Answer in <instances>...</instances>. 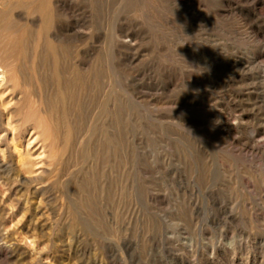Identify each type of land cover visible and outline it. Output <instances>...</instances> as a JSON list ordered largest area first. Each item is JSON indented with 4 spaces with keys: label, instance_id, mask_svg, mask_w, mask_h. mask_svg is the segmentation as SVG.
Segmentation results:
<instances>
[{
    "label": "rangeland",
    "instance_id": "374dc122",
    "mask_svg": "<svg viewBox=\"0 0 264 264\" xmlns=\"http://www.w3.org/2000/svg\"><path fill=\"white\" fill-rule=\"evenodd\" d=\"M29 1L0 0V264H264V0Z\"/></svg>",
    "mask_w": 264,
    "mask_h": 264
},
{
    "label": "bare ground",
    "instance_id": "6f19581e",
    "mask_svg": "<svg viewBox=\"0 0 264 264\" xmlns=\"http://www.w3.org/2000/svg\"><path fill=\"white\" fill-rule=\"evenodd\" d=\"M9 1H11V2H13V3H16V4H22V5H29L28 3H30L31 1H29V0H9ZM38 2H39V9L40 10H42L43 9V7H45V6H48L47 5V2H48V0H38ZM49 4V3H48ZM38 8V7H37ZM5 8H3L2 10H0V18L4 15V11L6 10V9H8V8H6L5 10H4ZM39 10V11H40ZM38 11V10H37ZM6 12H7V10H6ZM8 13H9V11H8ZM8 13H6V14H8ZM42 13V12H41ZM44 14H47V13H45L44 12ZM5 17V16H4ZM3 17V18H4ZM2 18V19H3ZM48 20V19H47ZM44 21H45V19H44ZM47 22V21H46ZM9 25V24H8ZM21 26V25H20ZM23 26V25H22ZM1 27V26H0ZM26 27V26H25ZM5 28L6 27H3V30H5ZM10 28V27H9ZM24 28V27H23ZM28 28V27H27ZM30 28V27H29ZM32 28V27H31ZM2 31V29H0V32ZM20 32H22V34L24 33L23 32V29H21L20 30ZM32 32V31H31ZM39 32V31H38ZM34 35V34H33ZM47 47H51L50 46V44H47L46 45V48ZM51 49V48H50ZM37 52V51H36ZM41 60H42V58H40ZM35 63H37V62H35ZM48 63V62H47ZM51 63V62H50ZM5 64V63H4ZM37 67V66H36ZM48 67V66H47ZM51 69V68H50ZM38 71V70H37ZM50 74V73H49ZM52 75H53V73H51ZM7 81V77H6V69H5V67H4V65L3 64H1V62H0V85H3V84H5V82ZM73 81V80H72ZM70 92V91H69ZM65 117V116H64Z\"/></svg>",
    "mask_w": 264,
    "mask_h": 264
}]
</instances>
